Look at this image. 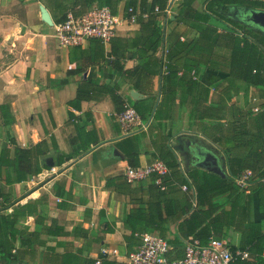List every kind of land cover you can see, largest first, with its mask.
Listing matches in <instances>:
<instances>
[{"label": "crops", "instance_id": "0c3cea01", "mask_svg": "<svg viewBox=\"0 0 264 264\" xmlns=\"http://www.w3.org/2000/svg\"><path fill=\"white\" fill-rule=\"evenodd\" d=\"M124 3L121 0L118 6L120 16ZM183 3L203 9L202 0H169L167 27ZM42 8L47 19L42 16ZM54 24L41 0H0V147L3 142L22 148L42 143L41 149L46 150L36 157L41 166L39 172L22 181L14 179L10 169L0 170V264H100L102 259L130 264L127 255L139 244L134 238L126 241L123 237L130 234L123 224L130 196L122 185L107 184L113 177L124 176L130 167L125 153L137 150L139 166H143L156 160L153 154L166 143L184 173L194 167L227 173L225 156L200 133L185 127L164 130L152 117L147 119L150 123L146 130L123 135L108 94L98 101L82 100L79 108L69 106L80 81L97 79L103 85L119 82L120 77L103 62L68 75L89 43L60 48L53 36ZM138 28L134 17L124 18L114 36L123 37ZM178 29L187 31L188 27L180 24ZM103 45L105 57H110L108 43ZM165 48V44L158 48L156 56H162ZM136 62L135 50H128L124 67L131 68ZM214 74L224 77L222 72L211 69L202 74V81L210 86L212 102L219 98V89L209 83ZM148 79L152 80V94L138 92L145 96L140 100H149L154 110L160 100V74ZM122 90L134 102L129 96L131 89L124 86ZM242 98L243 92L239 91L230 103L240 104ZM8 120L11 122L6 125ZM191 150L198 151L197 160ZM204 150L216 157L215 171L201 162ZM61 156L63 162L58 163ZM197 161L201 164L196 165ZM5 175L10 182H4ZM244 175L243 181L237 183L240 191L249 195L248 172ZM226 197L223 194L220 200ZM225 207L231 209V214L217 236L229 246L238 247L242 230L233 225L264 221L259 198L252 194L244 214H240L242 201L227 202ZM179 235L182 240L187 238L184 233Z\"/></svg>", "mask_w": 264, "mask_h": 264}, {"label": "trees", "instance_id": "16d2710c", "mask_svg": "<svg viewBox=\"0 0 264 264\" xmlns=\"http://www.w3.org/2000/svg\"><path fill=\"white\" fill-rule=\"evenodd\" d=\"M41 2L53 21L60 23L68 13L81 16L94 6H106L111 13L117 14L121 0ZM168 5L169 0H125L123 16H133L139 28L128 31L123 37H111L108 42L110 57H105L100 39H88L89 45L81 51L78 65L67 71L68 75L78 74L88 66L103 62L120 81L103 85L97 79L80 81L76 96L68 105L79 108L82 100L98 101L108 94L116 115L128 104L143 120L152 117L164 130L170 127L177 131L185 127L200 133L222 150L227 173L197 167L184 173L174 151L163 143L153 157L166 165L168 173L151 174L149 179L135 181L134 185L125 175L107 181L108 185H122L130 196L123 217L124 228L130 234L124 235V240L134 238L135 242H140L141 233L159 235L171 245L169 256L180 258L183 255L180 233L201 243L210 238L219 239L220 227L231 214V209L225 207L227 202L242 201L240 214H244L255 193L264 216V31L250 23H239L233 16V10L239 8L264 9V0H202L201 10L183 3L169 27L165 24L169 20ZM180 24L186 25L188 30H179ZM164 44L163 55L156 56V51ZM130 49L135 50L137 62L127 69L124 61ZM205 69L224 74V77L214 74L209 79V83L219 89L216 102L209 100L210 86L202 81ZM155 74H160V100L154 110L149 100L131 102L123 93L125 86L152 94V80L148 77ZM239 91L243 92L242 102L230 103ZM253 107H257V111ZM10 122L5 121V124ZM51 142L56 149L52 137ZM41 146L42 143H37L31 148H22L3 142L0 170L10 169L17 181L38 173L41 166L36 157L46 153ZM125 158L130 167L139 166L137 150L127 151ZM63 159L61 156L58 163ZM246 172L249 195L240 191L237 183ZM157 179L159 183L155 182ZM188 180L193 191L181 189ZM4 182H10L7 175ZM223 194H227L226 201L220 200ZM262 220L240 221L233 225L241 228L242 237L238 247L230 246V249L246 251L249 257L242 259L235 255L229 264H264ZM100 264L114 263L102 259Z\"/></svg>", "mask_w": 264, "mask_h": 264}, {"label": "built area", "instance_id": "2783aa9c", "mask_svg": "<svg viewBox=\"0 0 264 264\" xmlns=\"http://www.w3.org/2000/svg\"><path fill=\"white\" fill-rule=\"evenodd\" d=\"M124 18L126 17L111 13L106 6H94L81 16L68 13L63 22L53 25V36L57 45L64 49L86 43L90 38H98L103 44H107ZM254 111H257V107ZM116 121L123 135L142 132L150 123L148 120H143L128 104L116 115ZM166 173H168L166 165L156 159L150 164L128 167L125 177L128 182L133 183L149 179L151 174L162 176ZM242 177L237 180L238 183L243 181L244 177ZM155 182L159 183L160 179ZM181 189L193 191L189 180L181 185ZM182 249L183 255L180 258L170 257L171 245L166 239L159 235L141 233L139 244L127 255V259L130 264H229L235 255H239L242 259L249 257L246 251L233 252L227 241L216 238L201 243L196 238L187 237L183 239Z\"/></svg>", "mask_w": 264, "mask_h": 264}, {"label": "water", "instance_id": "95a60500", "mask_svg": "<svg viewBox=\"0 0 264 264\" xmlns=\"http://www.w3.org/2000/svg\"><path fill=\"white\" fill-rule=\"evenodd\" d=\"M42 16L47 19L46 17V11L42 8L41 10ZM48 16V15H47ZM172 18V17H171ZM242 22L244 23H250L254 26H257L261 28L264 31V9H249L248 13L245 14L244 18L242 19ZM129 96L133 101L140 100L144 98L145 96L138 91L131 89L129 91ZM206 162L210 167L215 171L216 167L218 166L216 157L210 153L209 151L204 150L202 152V161ZM200 161H197L196 165L201 164Z\"/></svg>", "mask_w": 264, "mask_h": 264}, {"label": "flooded vegetation", "instance_id": "af4514ba", "mask_svg": "<svg viewBox=\"0 0 264 264\" xmlns=\"http://www.w3.org/2000/svg\"><path fill=\"white\" fill-rule=\"evenodd\" d=\"M249 9L248 8H239V9L233 10V16L235 17L236 21L239 22V23H244V22H242V19L244 18L245 14L248 13ZM247 24H249V23H247ZM190 153H191V156L195 160H197L199 158L198 151L191 150Z\"/></svg>", "mask_w": 264, "mask_h": 264}, {"label": "rangeland", "instance_id": "374dc122", "mask_svg": "<svg viewBox=\"0 0 264 264\" xmlns=\"http://www.w3.org/2000/svg\"><path fill=\"white\" fill-rule=\"evenodd\" d=\"M0 66H2V65H0ZM182 149V148H181Z\"/></svg>", "mask_w": 264, "mask_h": 264}]
</instances>
